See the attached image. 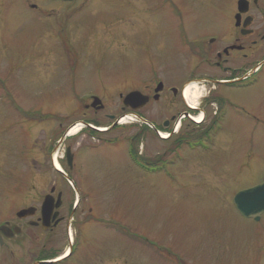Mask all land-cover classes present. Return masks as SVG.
<instances>
[{"label":"rangeland","instance_id":"1","mask_svg":"<svg viewBox=\"0 0 264 264\" xmlns=\"http://www.w3.org/2000/svg\"><path fill=\"white\" fill-rule=\"evenodd\" d=\"M226 2L78 0L66 7L49 0H0V219L24 203L39 201L52 187L75 202L77 195L69 183L50 167L47 146L51 141L53 146L59 144L52 124L57 127L64 118L66 126L80 118L83 111L77 109L78 97L90 91L105 95L111 106L107 113L113 114L119 107L118 93L141 85L151 64L162 63V73L169 76L167 66L174 54L183 63L179 54L183 49L172 43L181 22L175 13L180 11L187 22L193 20L192 28H198L204 12L213 21ZM126 18L130 21L124 23ZM83 19L92 23L85 26L86 32L88 28L99 33L96 26L104 30L109 23L113 29L126 31L122 37L100 34L96 40L105 46L98 55L115 60L113 76L107 80L83 67L72 74L64 60L54 69L59 43L70 39L67 28L77 44ZM140 19L153 20L163 32L157 38L149 37L148 46L146 39L152 30L143 35ZM110 37L117 43L110 45ZM156 42L161 44L158 53ZM123 46L131 47L128 56H121ZM115 48L118 57L112 55ZM147 53L153 54V63ZM255 79L256 85L249 88H219L227 101L220 134L214 137L216 147L207 156L189 154L170 177L148 175L141 180L139 173L128 174L127 150L122 144L83 151L86 154L78 156L71 180L83 187L79 205L94 207L100 224L84 227L79 240L72 237L78 241L72 262L264 264V215L254 222L242 218L233 206L237 191L264 180V63ZM191 90L195 96H203L208 88L196 85ZM103 114L101 126L108 128L111 122ZM126 121L137 122L133 118ZM101 134L90 141V134L81 139L96 146L119 132ZM57 241L52 238L50 243L56 246ZM16 245L26 250L32 244L21 238Z\"/></svg>","mask_w":264,"mask_h":264},{"label":"flooded vegetation","instance_id":"2","mask_svg":"<svg viewBox=\"0 0 264 264\" xmlns=\"http://www.w3.org/2000/svg\"><path fill=\"white\" fill-rule=\"evenodd\" d=\"M76 1L78 0L54 2H60L67 7ZM226 3L227 6L220 10V14L213 21L209 18V13L204 12L198 19V28H192L193 20L187 22L180 11L176 12L181 22L172 43L183 49L184 54L182 51L179 52L180 56H183V63L174 54L170 59L171 64L167 66L169 76L162 73V66L160 67L162 63L151 64L150 68L148 66L147 75L142 79L141 85L128 87V92L118 93L119 107L113 114L107 113L111 106L105 95L90 91L84 97H78L76 105L77 109L83 111L81 117L66 126L62 124L64 118H60L61 122L57 127L52 124L53 134L59 135V144L53 146L51 141L47 148L51 151L50 167L54 168L57 175L66 182L67 179L71 180L78 156L84 154L85 150L93 152L105 144L110 148L124 145L127 150L124 163L129 164L131 172L128 174L139 173L141 180L148 175L170 177L176 174L175 170L181 168V163L186 161L189 154L207 156L212 153L218 143L214 137L220 134L218 130L227 101L225 94L218 93L219 88L239 90L256 85V74L261 71L264 63V0H227ZM69 18L67 22H70ZM122 21L127 23L130 18ZM140 22L143 24L142 31L145 30L143 35L149 29L152 30L150 33L152 35L146 39L147 46L149 37L157 38L163 34L153 20L149 23L140 19ZM89 24L92 23L85 20L82 23L77 44L71 41V30L67 28L70 39L59 43L56 59L52 58L55 62L54 69L59 68L64 60L72 74L83 67L95 73L97 77L107 80L108 76H113L112 64L115 60L98 55V52L104 51L105 46L97 44L96 40L100 34L122 37L126 31H119L120 28L113 29L109 23L104 30L96 26L99 33L90 32L88 28L86 29L89 32H86L85 26ZM109 43L113 45L117 42L116 39L113 42L111 38ZM160 45L156 42L157 53ZM128 48L131 50V47ZM128 48L123 46L125 53L121 51V56H128ZM116 50L117 48L110 54L118 57ZM147 55L148 61L153 63V54ZM185 55H188L187 58ZM51 65L48 63L49 67ZM48 72L52 73L45 70V73ZM196 81L200 85H205L208 91L199 96L200 100L197 101L196 107H192L188 98L184 96V91ZM133 91L141 93L146 100L140 109L123 105L124 96ZM94 98L100 100V105H93ZM133 106L136 105L133 103ZM88 113H92L93 116L88 117ZM100 114L111 122L109 127L112 126L110 130L102 133L119 134L112 139H105L96 146L92 143L89 145L81 137L91 132L92 128L87 127L90 126L89 123L101 124ZM129 114L141 118L143 122L115 125L120 118ZM200 114L203 117L199 123L191 120ZM78 124L83 125L82 132L72 137L70 131ZM132 129L134 132L131 133ZM90 138L93 140L92 136ZM54 161L61 169L54 167ZM223 171L227 172L226 169ZM72 183L71 192L81 196L84 192L80 189L83 187L76 186L73 181ZM46 196L48 204L44 207L43 201ZM37 200L39 201L24 203L23 207L10 213L6 219H0V264H80L77 259L78 262H72L75 260L78 241L71 239L77 237L79 240L78 236L88 225L98 227L95 224H100V220L93 210L94 207L91 209L84 203L79 205V202H72L73 199L68 201L69 199L64 198V192L57 187L46 189ZM21 238H25L32 245L26 250L17 249L16 244ZM52 238L58 239L56 246L51 245Z\"/></svg>","mask_w":264,"mask_h":264},{"label":"water","instance_id":"3","mask_svg":"<svg viewBox=\"0 0 264 264\" xmlns=\"http://www.w3.org/2000/svg\"><path fill=\"white\" fill-rule=\"evenodd\" d=\"M97 103L98 101L95 100L94 105ZM123 103L125 106L129 105L133 108H139L146 103V100L139 92H132L125 97ZM133 103L136 106H133ZM46 204H48V198L44 201V207ZM233 204L241 217L253 219L256 222L259 221L261 215L264 213V181L257 186L236 193L233 198Z\"/></svg>","mask_w":264,"mask_h":264},{"label":"bare ground","instance_id":"4","mask_svg":"<svg viewBox=\"0 0 264 264\" xmlns=\"http://www.w3.org/2000/svg\"><path fill=\"white\" fill-rule=\"evenodd\" d=\"M195 85L196 84H191V86H188L185 89V91H184V96L186 98H188V100H189V102H190V104H191L192 107H196L197 101H198L197 99L199 98V96H195L194 93L191 90V87L192 86L194 87ZM199 120H200V117H196V120L195 121L198 122ZM56 167H57V165H56Z\"/></svg>","mask_w":264,"mask_h":264}]
</instances>
